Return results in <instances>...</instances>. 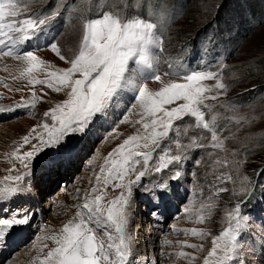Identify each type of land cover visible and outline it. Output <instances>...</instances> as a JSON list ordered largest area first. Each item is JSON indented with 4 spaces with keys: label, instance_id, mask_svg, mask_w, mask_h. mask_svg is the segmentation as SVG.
Returning <instances> with one entry per match:
<instances>
[{
    "label": "rangeland",
    "instance_id": "rangeland-1",
    "mask_svg": "<svg viewBox=\"0 0 264 264\" xmlns=\"http://www.w3.org/2000/svg\"><path fill=\"white\" fill-rule=\"evenodd\" d=\"M71 1L73 6L71 4L72 7L65 10L66 14L63 16L62 11ZM71 1L24 0L31 13H40L42 8L47 6L48 14L58 12V25H64L56 30V34L46 30L44 46L35 51L41 59L55 67H67L68 65L60 61L48 45L57 40L61 53L71 55L73 51L78 50L84 23L102 15L103 11L115 10L120 4L125 16H140L157 25V34L162 38V50L154 51L159 61L158 74L162 80L179 81L177 76H166L164 73L176 71L181 63L185 64V71L202 68L217 71L227 89L217 101L209 100L207 103H224L235 108V111H228L218 107L216 111L219 113L218 123L224 129L220 133L221 138H229L225 140L224 147L228 153L235 151L236 159L240 160L241 164L238 172L232 173L234 182L222 185L229 191L214 198L216 207L210 215L205 210L204 214L208 217L205 223H196L195 216L190 219L184 211L190 204L194 210L198 209L201 203H207V198L212 193L210 185L214 179L213 169L206 167L207 154L204 150L192 152L193 159L184 164L182 178L171 181L172 194L164 202V206L161 205L158 209L157 216L152 215L156 209L149 204L150 197L133 188V196L126 209L129 214L126 233L132 237V264H188V259L175 255L179 251L196 255L198 259L194 264H203V257L211 248V239L227 227V213L237 202L244 200L245 195L240 192L242 187L253 188V198L257 199V205L250 212L242 209L249 220L239 237L237 264H264V197L259 195L261 192L264 194V177L259 185L253 182L254 175L264 168V0H123V3L121 0ZM245 6L250 7L249 10L257 11L260 18L247 14L244 25L239 27L235 14L242 18L246 12ZM251 27L252 29L247 31ZM197 33L202 36L198 41L195 39ZM23 50H34V44L26 42ZM228 52L232 54L225 61L216 64L225 58ZM218 55L224 56L221 59L217 58ZM130 67H134V64ZM22 68L21 62L11 57L0 58V187L18 183L22 188L29 190L18 193L9 201L0 202V217L10 218L13 212L19 210L21 213L28 212L30 223L16 226L8 232L7 237L17 228L18 237L22 236L24 239L20 240L19 244L14 242L13 248L7 250L3 257L0 256V264H40L47 251L55 246L46 237L59 235L63 224L75 217L77 206L83 205L85 195L90 193L95 183V174L104 163V157L140 127L119 123L124 115H128L133 122L140 118L138 109L128 111L135 101L128 100V97L134 94L126 92L123 94L124 99L113 103L104 118L95 120L85 135L76 134L69 137L70 142L76 146V153L69 164L63 163L52 171H35L33 176H26L20 182L7 181L4 179L6 176L15 177L25 171L19 161L11 157V152L19 147L21 138L34 126L43 122L50 124V118H45L43 113L66 98L63 92L56 93L42 85H36L33 90L37 92L38 97L41 96V88L47 95L43 99H37L34 108L11 110V106L19 103L22 97L25 101L31 100L32 86L28 85L25 79L19 78ZM36 75L43 78V74ZM13 76L17 79H12ZM141 83L147 84L153 91H158L161 86L154 80H142ZM205 83L214 86L215 80ZM4 84H8L12 91L6 89ZM17 88L22 91H15ZM205 113L206 118L210 119L211 114L206 109ZM240 117L244 119L240 120ZM194 123L193 118H185L186 125ZM113 128L118 138L110 135ZM36 131L43 132V129L37 127ZM196 132L210 138V133L206 130L197 129ZM33 135L35 136V133ZM170 135L176 138L175 132ZM180 139L182 143L188 142V137L181 136ZM203 142L207 144L208 140ZM31 144L38 145V139L33 138ZM31 144L25 145L18 154L31 150ZM56 151V147L46 149L49 156L55 155ZM208 151H215L219 156L227 154L220 149ZM202 156L204 160L197 166L195 158ZM157 158L158 155L152 163ZM174 169L175 166H170V169L164 170L163 173L145 178L144 183L159 176L167 178ZM193 173L195 175H192ZM245 177L248 179L245 180ZM120 191L113 190L110 185L106 189L105 200L115 198L120 195ZM143 212L148 217H143ZM192 228L208 231L210 235L201 238L180 231ZM144 234L149 240L145 239L146 236L143 239ZM144 240L148 243H144ZM165 240L170 243L164 244ZM184 242L201 244L204 251L197 252L195 249L183 247ZM45 244L48 248L43 247ZM162 252L165 255H162ZM169 253L171 255H167Z\"/></svg>",
    "mask_w": 264,
    "mask_h": 264
},
{
    "label": "snow or ice",
    "instance_id": "snow-or-ice-1",
    "mask_svg": "<svg viewBox=\"0 0 264 264\" xmlns=\"http://www.w3.org/2000/svg\"><path fill=\"white\" fill-rule=\"evenodd\" d=\"M57 15L58 12L31 13L24 0H0V58L11 57L21 62L23 68L19 78L32 86L31 100L25 101L22 97L19 103L11 106V110L34 108L37 99L47 95L41 88V96L38 97L33 90L36 85L56 93L63 92L66 96L43 113L45 118H50L51 123L43 122L34 126L21 138L19 147L11 152V157L19 161L25 171L4 179L20 182L26 176H33L35 171H52L63 163L71 162L76 146L69 137L85 135L95 120L104 118L113 103L123 100L126 92H132L134 95L128 100H134L135 103L128 111L138 109L140 118L133 122L128 115H124L119 123L140 127L104 157V163L95 174V183L90 193L85 195L83 205L77 206L75 217L63 224L59 235L46 237L55 246L40 261V264H131L132 237L126 233L129 222L126 209L134 187L150 197L156 209L152 215L157 216L158 209L172 194L171 181L182 178L184 164L193 159L192 152L204 150L207 154L206 167L213 169L214 179L210 185L212 193L207 203H201L195 210L190 204L185 207V213L190 219L194 215L196 223L203 224L208 218L204 214L205 210L210 215L216 207L214 198L229 191L222 185L234 182L232 173L238 172L241 161L236 159L235 151L228 153L224 147L225 140L229 138H221L220 133L224 129L218 123L219 113L216 109L223 107L235 111V108L224 103H207L209 100L217 101L227 89L217 71L203 68L185 71L186 66L181 63L176 71L164 73L166 76H177L179 81L162 80L154 51L162 50V38L157 34V25L140 16H125L120 4L115 10L103 11L102 15L84 23L78 50L71 55L62 54L57 43H50L48 46L51 51L68 65L53 66L36 55L35 51L44 46L46 29ZM26 42H32L34 50L22 51ZM131 64L134 67H130ZM36 74H43V78H38ZM12 79L17 77L13 76ZM142 80H154L161 86L158 91H153L147 84L141 83ZM210 80H215L214 86L205 83ZM4 87L12 91L8 84H4ZM15 91L22 89L17 88ZM205 109L211 114L210 119L206 118ZM186 117L193 118L195 123L186 125ZM243 119L240 117V120ZM37 127H41L43 132H37ZM197 129L206 130L210 138L197 133ZM172 132H175L176 138L170 135ZM110 135L118 138L115 128ZM181 136L188 137V142L182 143ZM33 138L38 139V145L31 144ZM204 140H208V143H204ZM29 144L31 150L18 154ZM52 147H56L57 151L55 155L49 156L46 149ZM208 149H220L227 154L219 156ZM157 155L158 158L152 163ZM203 160L202 156L195 158L194 162L199 166ZM170 166H175V169L170 171L167 178L159 176L144 183L145 178L163 173ZM110 185L113 190L120 189V195L105 200L106 189ZM28 190L18 183L0 187V202L9 201L18 193ZM240 192L245 195V200L237 202L227 213V227L211 239V248L203 257V264H237L239 237L249 220L242 209L254 190L242 187ZM28 223V212L21 213L19 210L13 212L10 218L0 217V241H5L8 232L14 227ZM180 231L201 238L210 235L208 231L197 228ZM169 243L164 241V244ZM182 246L197 252L204 251L201 244L184 242ZM43 247L48 248V245ZM161 254L165 255L163 252ZM175 255L188 259V264H194L198 259L196 255L184 251L176 252Z\"/></svg>",
    "mask_w": 264,
    "mask_h": 264
},
{
    "label": "trees",
    "instance_id": "trees-1",
    "mask_svg": "<svg viewBox=\"0 0 264 264\" xmlns=\"http://www.w3.org/2000/svg\"><path fill=\"white\" fill-rule=\"evenodd\" d=\"M71 1V0H70ZM74 1V0H73ZM71 4H72V1L71 2H68V4L65 6V8H64V11H62V15L63 16H65V14H66V12H65V10H67L68 8H70V7H72L73 6V4H72V6H71ZM246 7V6H245ZM257 7V6H256ZM249 8L250 7H246V12H245V14H244V16L242 17V18H240L237 14H235V16H236V20H237V23H239V27H241L242 25H244V23H245V20H246V15L247 14H250L252 17H254L253 15H255L256 16V18L258 19V18H260V15L257 13V11H252V10H249ZM48 6L47 7H45V8H42V12H46V13H48ZM247 10L249 11V12H247ZM234 12V11H233ZM224 15V14H223ZM59 15H57L56 17H55V19H53L51 22H50V24H49V26H48V28H50V29H52V28H56V27H59V26H64V25H58V17ZM232 17V16H231ZM220 18V17H219ZM216 20H218V19H216ZM216 20H214V24L213 25H215L216 23ZM236 20H235V22H236ZM252 29V27L250 28V29H248L247 31H249V30H251ZM199 33H197V35H196V37H195V39H196V41H198L199 39V37H202V36H199L198 35ZM195 41V40H194ZM195 41V42H196ZM195 42H194V45H193V50L195 49ZM229 49L231 48V44L229 43ZM228 49V50H229ZM233 52V51H232ZM232 52H228L227 53V55H226V57L225 58H223L222 59V57L224 56H220V55H218L217 56V58H221L222 60L221 61H217L216 62V64L217 63H219V62H223V61H225L226 59H227V57H229L231 54H232ZM216 53H218L219 54V51H217ZM176 54V53H175ZM249 101H250V99H249ZM264 177V168H263V170H261V172H259L258 174H255L254 175V178H255V180H253V182L255 181L258 185L261 183V180H262V178ZM262 193V192H261ZM261 193H259V195H261V197H264V194L262 195ZM254 197V195H252L251 196V198L250 199H248L247 200V202L246 203H244V205H243V210H245V212H250V210L253 208L254 209V207H256V205H257V199H254L253 198ZM245 198L246 197H244V200H245ZM243 200V201H244Z\"/></svg>",
    "mask_w": 264,
    "mask_h": 264
},
{
    "label": "bare ground",
    "instance_id": "bare-ground-1",
    "mask_svg": "<svg viewBox=\"0 0 264 264\" xmlns=\"http://www.w3.org/2000/svg\"><path fill=\"white\" fill-rule=\"evenodd\" d=\"M56 41L57 40H55V43H56ZM67 164H69V162L67 163ZM48 171V170H47ZM183 187V186H182ZM181 192H182V189H181ZM180 195H181V193H180ZM149 201V204L151 205V206H153V203H152V201H151V199L150 200H148ZM131 205H132V201H131ZM135 205H136V203H135ZM163 206H164V203L162 204ZM144 214H143V217H148L147 216V214L145 213V212H143ZM160 215H162V214H160ZM151 224H153V223H151ZM154 227V226H153ZM138 228V227H137ZM160 230V229H159ZM114 231V230H113ZM24 233V232H23ZM146 234H147V232H145ZM161 233H162V231H161ZM146 234H144L143 235V239H144V237L146 236ZM18 235H19V230L17 229V228H15L14 229V231H13V233L11 234V235H9L7 238H6V240L5 241H0V251H1V254H0V256L1 257H3L4 256V254L6 253V251L7 250H9L10 248H13V246H14V242H15V244H19V242H20V240L22 241L24 238H21V237H18ZM100 235V234H99ZM149 236H150V234H149ZM147 237V236H146ZM142 239V238H141ZM146 240L148 239L149 240V238L147 237V238H145ZM146 240H144L143 242L144 243H148V242H146ZM140 242H142V241H140ZM156 244H157V242H156ZM6 256V255H5ZM130 260H131V257H130ZM131 264H132V262H131Z\"/></svg>",
    "mask_w": 264,
    "mask_h": 264
}]
</instances>
